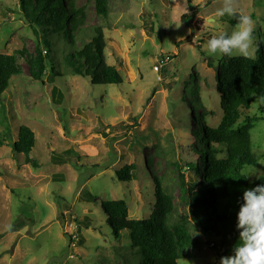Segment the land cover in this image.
<instances>
[{"label":"rangeland","instance_id":"rangeland-1","mask_svg":"<svg viewBox=\"0 0 264 264\" xmlns=\"http://www.w3.org/2000/svg\"><path fill=\"white\" fill-rule=\"evenodd\" d=\"M76 4L84 6V18L74 40L51 33L45 53L42 32H33L19 0H0V53H33L38 40L53 64L42 82L33 81L17 54L21 73L0 95V264H140L129 231L113 235L101 201L123 199L129 218H147L154 207L152 173L172 195L171 220L199 219L180 183L195 179L189 162L201 164L192 148L198 127L221 117L217 68L229 57H210L203 45L213 35L230 34L235 18L215 17L222 0H109L106 17L96 15L92 0ZM235 4L253 21L247 57H254L264 33V0ZM94 26L103 30L106 62L119 72L116 84H90L64 62L93 36ZM258 100L249 115L259 114ZM20 125L34 133L29 158L36 167L13 151ZM250 138L258 158L252 165L264 173L263 120L253 122ZM130 164L136 166L132 180L118 181L115 170ZM189 230L190 246L178 264H219L229 255L218 245L219 234H204L192 221Z\"/></svg>","mask_w":264,"mask_h":264},{"label":"trees","instance_id":"trees-1","mask_svg":"<svg viewBox=\"0 0 264 264\" xmlns=\"http://www.w3.org/2000/svg\"><path fill=\"white\" fill-rule=\"evenodd\" d=\"M19 2L33 32H38L37 27L42 32L41 43L47 48L45 53L51 51V33L60 32L64 39L73 41L74 31L83 22L84 6H77L76 0ZM108 2L92 0L96 15L107 16ZM180 18L187 22L190 17L182 14ZM234 23L237 24L236 19ZM93 31V36L80 48L74 46L66 53L64 62L75 74L88 78L90 84H116L119 72L106 62L103 30L94 26ZM35 45L33 53L23 49L17 50L16 54L0 53V95L7 90L10 79L21 73L18 55L24 58L33 81L42 82L46 66L53 70L52 57L42 54L38 40ZM216 90L220 95L221 117L214 126L202 124L198 127L195 132L197 143L192 148L199 155L201 164L189 162L188 167L195 179L189 184L180 183L183 200L190 213L199 219L189 220L187 215H181L171 220L175 210L172 195L153 173L154 207L147 218H129L123 199L101 201L113 235L117 237L121 230L129 231L131 245L140 251V264H178L190 246V221L204 234H219L218 245L222 253L231 255L239 237L236 222L243 192L264 184V175L253 181L240 177L242 170L258 159L252 152L250 129L253 122L264 121V33L255 43L254 57H226L218 64ZM191 92L194 91L191 89ZM257 98L259 114L249 115L251 103ZM196 119L203 122L204 114H198ZM34 143L33 131L20 125L17 139L12 144L13 151L23 154L25 161L36 167L37 164L29 158ZM259 157L264 160V152ZM135 170L134 164L125 165L115 170V176L118 181H130Z\"/></svg>","mask_w":264,"mask_h":264},{"label":"clouds","instance_id":"clouds-1","mask_svg":"<svg viewBox=\"0 0 264 264\" xmlns=\"http://www.w3.org/2000/svg\"><path fill=\"white\" fill-rule=\"evenodd\" d=\"M224 16L237 20L235 29L230 34L221 32L211 36L203 45L205 53L217 59L236 54L247 57L253 39L251 17L238 11L235 0H222L215 17ZM253 174L259 178L264 173L250 165L242 170L240 177L247 179ZM241 201L236 222L238 241L231 255L220 257L219 264H264V184L246 189Z\"/></svg>","mask_w":264,"mask_h":264},{"label":"built area","instance_id":"built-area-1","mask_svg":"<svg viewBox=\"0 0 264 264\" xmlns=\"http://www.w3.org/2000/svg\"><path fill=\"white\" fill-rule=\"evenodd\" d=\"M168 59L169 57H162L160 60H159V63H158V67H162L165 63L168 62ZM157 66H155V69L157 70L158 69Z\"/></svg>","mask_w":264,"mask_h":264}]
</instances>
